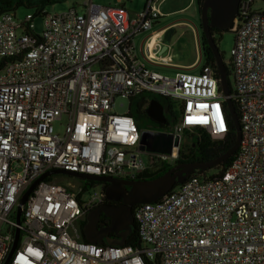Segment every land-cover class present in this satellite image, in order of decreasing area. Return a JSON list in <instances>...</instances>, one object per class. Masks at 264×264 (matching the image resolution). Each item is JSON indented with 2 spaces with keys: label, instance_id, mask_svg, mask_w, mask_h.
<instances>
[{
  "label": "built area",
  "instance_id": "built-area-1",
  "mask_svg": "<svg viewBox=\"0 0 264 264\" xmlns=\"http://www.w3.org/2000/svg\"><path fill=\"white\" fill-rule=\"evenodd\" d=\"M126 2L85 0L82 12L33 9L22 19L0 13V264L16 230L7 264H264V0L239 1L227 96L215 64L168 77L136 61L132 38L152 29L159 0H146L136 14ZM154 62L172 66L169 57ZM116 97L132 100L134 110L141 99L144 109L156 99L165 119L173 116L158 130L178 140L171 154L139 150L137 116L130 107L114 113ZM227 99L241 131L233 159L134 205L138 247L83 241L80 224L104 200L102 185L83 190L81 182L72 191L56 174L35 185L16 223L20 198L46 172L138 180L148 169L143 155L174 164L186 132L223 138Z\"/></svg>",
  "mask_w": 264,
  "mask_h": 264
},
{
  "label": "water",
  "instance_id": "water-1",
  "mask_svg": "<svg viewBox=\"0 0 264 264\" xmlns=\"http://www.w3.org/2000/svg\"><path fill=\"white\" fill-rule=\"evenodd\" d=\"M239 1L240 0H203L199 10L200 30L205 37L207 46L212 51L214 64L219 75L220 87L224 96L228 95L227 76L224 70V63L218 53L210 29L230 30L237 14ZM174 31V27H168L164 31L160 48L161 55L166 54L167 47ZM226 102L235 126L236 139L231 147L216 158L207 162H189L174 165L164 174L151 180H123L79 174L64 171L62 169L52 170L37 178L22 195L16 210V223H20V206L25 203L29 193L33 190L35 185L46 176L56 174L80 180L94 181L105 185L103 193L104 198L108 202L117 203L121 201V204H101L90 210L86 215L85 224L82 228L84 238L92 244L102 245L106 243L110 246H123L134 225L132 215V208L134 205L157 201L175 185L183 183L185 179L196 170H209L210 168L217 167L235 154L240 145L241 131L233 104L228 99ZM145 114L154 123L163 125L166 122L163 114V107L156 99H151L149 101L145 109ZM139 137V150L142 152L169 155L171 154L172 148L178 145V140L174 139L171 134L159 131L141 130ZM101 215L109 219L108 225L103 226L100 223ZM110 233H112L114 237H110ZM17 236L18 230L15 231L14 241L1 264L8 263L16 246Z\"/></svg>",
  "mask_w": 264,
  "mask_h": 264
},
{
  "label": "rangeland",
  "instance_id": "rangeland-1",
  "mask_svg": "<svg viewBox=\"0 0 264 264\" xmlns=\"http://www.w3.org/2000/svg\"><path fill=\"white\" fill-rule=\"evenodd\" d=\"M32 3L43 2V0H30ZM85 0H68L60 4H55L46 7V11L61 12L74 6L79 12L83 11V2ZM146 0H129L126 2L125 7L131 14H136L139 12ZM92 4L97 6H113L117 0H91ZM260 5V4H257ZM159 11L161 17L156 20L155 24L159 27H164L175 23H188L189 25H176L175 32L169 43L170 49L168 53L172 57L173 66L167 68H159L157 72L164 76L172 77L175 73L182 71L185 65H191L192 67L186 68L185 71L188 73H198L202 66L203 61L199 59V40L198 35L201 33L199 15L194 13L193 0H159ZM195 7L196 3H195ZM258 8V7H257ZM261 8V5L260 7ZM32 9L19 8L14 13L19 19L24 18L28 13H31ZM154 24V26H155ZM153 26V27H154ZM175 28V27H174ZM35 29L37 31L41 30V23L39 21L35 22ZM234 35L229 31L221 33L216 36V47L220 57H222L223 62L229 61V54L233 44ZM231 80V78H230ZM134 111V102L129 103V100L123 97H116L114 99L113 112L117 114H123L128 109ZM170 119V118H169ZM141 130H151L158 131V129L153 122H150L142 117H137ZM54 129L57 133L61 131V126L56 123ZM197 139V134L194 131H190L183 134V140L181 142L182 146H186L188 149H192ZM213 139V138H212ZM219 140V139H213ZM145 161L147 162V172H154L163 166H173V162H161L157 159H153L151 156L143 155ZM219 169H210L206 171L207 175L216 174ZM56 183L65 185L70 188V190L75 191L76 188L80 186V181L76 178L67 177L64 175H59L54 180ZM95 187V186H94ZM101 188V187H100Z\"/></svg>",
  "mask_w": 264,
  "mask_h": 264
},
{
  "label": "trees",
  "instance_id": "trees-1",
  "mask_svg": "<svg viewBox=\"0 0 264 264\" xmlns=\"http://www.w3.org/2000/svg\"><path fill=\"white\" fill-rule=\"evenodd\" d=\"M68 0H43V2L39 3H32L30 0H0V13L2 12H15L19 8H27V9H34L36 12H40L44 10L48 6H52L55 4H60L62 2H65ZM129 0H127L128 2ZM203 0H195L196 6H197V13L199 15V10L202 5ZM230 30H218V29H210V33L212 35L213 40L216 44V36L220 35L221 33L229 32ZM199 40V51H200V60L203 61V65L205 64H214V57L212 54V51L207 46L206 40L204 35L199 33L198 35ZM221 56V55H220ZM222 58V57H221ZM223 61V59H222ZM224 63V62H223ZM224 70L227 76V83L229 85L230 83V69L228 65L224 63ZM129 103L132 104V100H129ZM145 100L141 99L137 104L135 105L134 113L135 115H142L146 120L147 116L145 114V109L143 106L145 105ZM232 104L235 108V103L232 101ZM226 123H227V133L224 135L223 138L219 140H213L209 135H207L204 131L200 129L194 130V132L197 134L196 142L192 149H188L186 146H179L178 149V157L176 162L177 163H189V162H207L209 160H212L225 152L229 147L232 146V144L235 142L236 139V130L235 126L231 117V114L229 111L226 110ZM149 121V120H148ZM175 122V119L173 116L171 118H167L165 124H157L154 123L155 126L160 129H166L167 127L171 126ZM187 133V132H186ZM233 159V156L230 157L227 161L223 162L221 165L214 167V169H219V171L224 170L231 160ZM172 166H163L160 169L154 171V172H145L142 175L139 176L138 180H151L154 179L162 174H164L166 171H168ZM213 169V168H210ZM206 170H196L192 174L196 173H203ZM83 184V190H85L89 186L93 185H99V183L93 182V181H84L80 180ZM102 185V191H104L105 185ZM104 201L108 202L105 198ZM109 204H115L119 205L121 204V201L114 203V202H108ZM100 222L103 226H106L109 224V219L101 215L100 216ZM85 224V221L81 222L80 224V234L81 239L85 242H88L83 235L82 228ZM110 237H114L112 233L109 234ZM140 244L139 237L137 233L136 225L134 224L129 235L127 236L125 240V244L127 246L131 247H138ZM102 245H107L106 243H103Z\"/></svg>",
  "mask_w": 264,
  "mask_h": 264
},
{
  "label": "crops",
  "instance_id": "crops-1",
  "mask_svg": "<svg viewBox=\"0 0 264 264\" xmlns=\"http://www.w3.org/2000/svg\"><path fill=\"white\" fill-rule=\"evenodd\" d=\"M193 6L195 13L197 10L195 7V0H193ZM178 24L189 25L188 23H178ZM178 24L177 23L170 24L164 27H159L158 24H155V26L152 27V29L135 35L132 38V46L136 61L142 63L145 67L154 71H158L159 68H167L156 65L154 59L157 57H167V58L169 57L172 61V57L168 53L170 46L168 45L165 55L160 54V48L162 45V36L164 31L168 27H175L176 29V25ZM172 66H173V62H172ZM192 66L193 64L185 65L183 70H185L186 68H190Z\"/></svg>",
  "mask_w": 264,
  "mask_h": 264
},
{
  "label": "flooded vegetation",
  "instance_id": "flooded-vegetation-1",
  "mask_svg": "<svg viewBox=\"0 0 264 264\" xmlns=\"http://www.w3.org/2000/svg\"><path fill=\"white\" fill-rule=\"evenodd\" d=\"M134 114H135V113H134ZM136 116H137V117H143L142 115H136ZM143 118H144V117H143ZM147 120H149L150 122H153V121L150 120L148 117H147ZM177 164H180V163L175 162V163L173 164V166H174V165H177ZM101 204H109V203L103 200V201L101 202ZM101 204H100V205H101ZM100 223H101V222H100Z\"/></svg>",
  "mask_w": 264,
  "mask_h": 264
}]
</instances>
